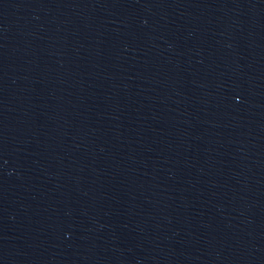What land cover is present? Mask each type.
I'll return each mask as SVG.
<instances>
[{"label": "water", "instance_id": "95a60500", "mask_svg": "<svg viewBox=\"0 0 264 264\" xmlns=\"http://www.w3.org/2000/svg\"><path fill=\"white\" fill-rule=\"evenodd\" d=\"M0 264H264V0H0Z\"/></svg>", "mask_w": 264, "mask_h": 264}]
</instances>
